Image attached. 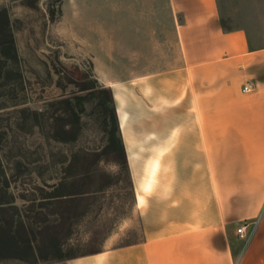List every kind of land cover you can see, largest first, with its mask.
<instances>
[{
    "label": "crops",
    "instance_id": "crops-1",
    "mask_svg": "<svg viewBox=\"0 0 264 264\" xmlns=\"http://www.w3.org/2000/svg\"><path fill=\"white\" fill-rule=\"evenodd\" d=\"M21 1L0 0V37L9 39L0 58L8 59L3 47L17 52ZM50 27L89 55L119 128L147 127L133 137L130 156V225L141 237L122 245L112 242L120 236L109 237L97 252L66 257L54 231L59 214L42 215L35 235L21 220H1L0 264H233L236 225L247 231L264 200L251 196L264 190L252 178L264 175V117L140 115L157 106H264V0H61ZM125 106H132L131 123ZM241 194L247 200L237 202ZM17 203H0V216ZM43 227L53 241L45 252Z\"/></svg>",
    "mask_w": 264,
    "mask_h": 264
},
{
    "label": "rangeland",
    "instance_id": "rangeland-1",
    "mask_svg": "<svg viewBox=\"0 0 264 264\" xmlns=\"http://www.w3.org/2000/svg\"><path fill=\"white\" fill-rule=\"evenodd\" d=\"M60 1L22 0L25 13L13 23L17 52L2 48L8 59L0 58V203L14 198L18 203L0 216V223L11 225L13 219L16 226L21 220L35 235L43 216L57 213L54 231L61 255L70 257L103 249L109 237L120 236L113 245L141 237L138 227L130 225V156L133 137L146 135L147 127L119 128L110 91L95 80L89 55L65 45L50 27L59 18ZM238 3L242 6L243 0ZM8 41L0 37V45ZM168 107L157 106L151 116L140 118L264 117V106ZM125 108L131 123L132 106ZM252 178L254 187L264 186V175ZM57 184L59 189H51ZM57 195L71 200L53 205L44 201ZM263 195L264 190L251 192L254 201L259 196L262 201ZM243 196L237 202L246 201ZM247 223L250 235L237 239L233 264H264V200L259 215ZM240 225L246 224L236 227ZM52 242L41 234L44 252Z\"/></svg>",
    "mask_w": 264,
    "mask_h": 264
},
{
    "label": "built area",
    "instance_id": "built-area-1",
    "mask_svg": "<svg viewBox=\"0 0 264 264\" xmlns=\"http://www.w3.org/2000/svg\"><path fill=\"white\" fill-rule=\"evenodd\" d=\"M248 88H244V91H247ZM235 235L239 240H247L250 233L247 234L246 232V226L240 225L239 227L236 228L235 230Z\"/></svg>",
    "mask_w": 264,
    "mask_h": 264
},
{
    "label": "trees",
    "instance_id": "trees-1",
    "mask_svg": "<svg viewBox=\"0 0 264 264\" xmlns=\"http://www.w3.org/2000/svg\"><path fill=\"white\" fill-rule=\"evenodd\" d=\"M6 37H7V36H6ZM7 43H8V42H7ZM7 43H6V44H7Z\"/></svg>",
    "mask_w": 264,
    "mask_h": 264
}]
</instances>
